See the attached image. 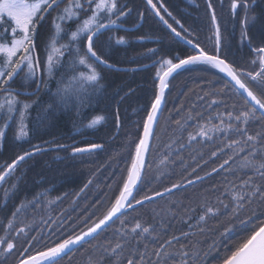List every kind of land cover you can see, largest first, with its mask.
I'll return each instance as SVG.
<instances>
[{
  "label": "snow or ice",
  "instance_id": "1",
  "mask_svg": "<svg viewBox=\"0 0 264 264\" xmlns=\"http://www.w3.org/2000/svg\"><path fill=\"white\" fill-rule=\"evenodd\" d=\"M143 2L144 9L137 11V22L133 27L139 28L146 15H153L176 42L187 46L188 51L162 55L158 48H148L140 57L150 60V64L122 69L111 63L104 52L98 51L97 45L109 51L116 46L129 45L130 41L125 36L117 35L128 31V18L133 14V8L124 0H0V146L10 127L14 142L29 144L10 163L0 166V200L5 207L18 192L20 177L9 182L16 176L22 162L52 150L50 146L67 148V145L56 143L55 139L32 144L31 137L40 136L41 129L58 112L74 109L79 114L91 106L93 98L104 88L102 69L117 72H137L149 67L156 69L154 91L145 109L141 131L128 149L130 163L121 169L125 175L120 177L107 207H103L98 199L92 207L101 205V214L87 212L80 224L71 217L54 219L48 216L47 219L41 217L37 225L34 220H28L27 211L30 206L35 208L40 203L39 197L31 201L26 197L21 199L9 216L0 219V264H7L13 257V264H61L65 258L70 260V254L85 244L93 246L99 253L96 257L89 256L88 264H103L106 258L112 264H207L213 253H216L218 264H264V10L259 14L254 11L258 0H230L229 11L234 19L239 14L238 10L243 12L238 20L240 43H246L253 54L245 66L229 58L230 46L225 43L213 0H205V24L209 33L206 39L213 42L211 48L200 41L197 29L186 27L173 15L164 0ZM220 3L222 6L223 0ZM258 20L261 21L259 34L252 36L250 30ZM45 25H48V31H44ZM106 34L107 38L103 39ZM146 39L150 37L136 38L137 42ZM197 66H202L199 70L204 72L215 70L214 75L222 74L223 86L219 89L213 87L210 91L202 88L204 94L198 96V100L211 97L207 108L222 105L223 111L205 116L203 112L194 111L196 105L193 104L185 117L173 119L171 113L175 111L178 114L180 109L169 110L166 119L176 125L175 131L181 135L166 145L169 151L162 155L157 168L174 164L175 160L169 157L179 156L180 167L187 176L181 175V182L172 183L162 191H154L149 186L140 195L148 171L152 169L148 157L153 142L158 139L156 128L165 110L170 78L180 70ZM60 69L63 71L56 92L52 94L53 101L41 109L30 128V109L39 104V93L46 88V81L38 74L43 70L52 77ZM33 85L35 87L29 92ZM134 91L129 86L127 93L120 96L117 92V95L122 101ZM22 96L37 99L22 100ZM105 119L103 115H95L86 127L95 128ZM114 120L119 129L118 107ZM189 121L194 123L189 124ZM189 127L194 131H188ZM184 132H187L189 146L193 142L213 146L208 159H204L202 152L197 153L202 164L197 162L192 167L180 155V150L185 148V144L180 142ZM173 145H178V149ZM103 147L101 143L74 146L70 155L75 158ZM222 156V161L216 164ZM192 159L195 161L196 157ZM209 161L216 166L200 175L198 169L205 168ZM222 173L227 175L222 176L220 185L213 184L208 189L220 193L214 204L204 199L199 209L186 208V219L173 210L176 204L169 207L171 217L187 226V230L180 231L178 235L170 233L171 226L164 219L158 225L145 224L137 217L131 221L127 219L129 210L135 212L138 206L143 207L156 197L163 198L174 191L186 190L198 181L204 182L213 174L220 176ZM163 175L164 172L159 171L148 184ZM193 176L194 179L188 178ZM91 184L89 179L80 191ZM197 211L200 214L196 217L187 215ZM220 217L226 219L222 221ZM210 220L215 222V228L208 227ZM44 225L48 226L51 235L55 236L57 232L61 235L48 243L50 237L46 238ZM52 225L56 228L53 229ZM109 229H112L111 238H106L104 244L92 245L101 233ZM206 232L215 238L210 242L207 238L205 241H192L193 235L202 236ZM182 240L188 243H182ZM221 246L227 249L223 255L219 254Z\"/></svg>",
  "mask_w": 264,
  "mask_h": 264
},
{
  "label": "trees",
  "instance_id": "2",
  "mask_svg": "<svg viewBox=\"0 0 264 264\" xmlns=\"http://www.w3.org/2000/svg\"><path fill=\"white\" fill-rule=\"evenodd\" d=\"M124 2H127L133 8V14L128 18L126 25L128 31L119 32L117 35L125 36L130 41L129 45L116 46L110 51L100 47L99 44L97 45L98 51L104 52L111 63L122 69L150 64L151 61L141 58L140 54L145 52L146 49L153 47L158 48L162 55L182 54L188 51L187 46L176 42L153 15H146L139 28L133 27L137 22L136 13L144 9V2L143 0H124ZM164 2L173 15L180 19L186 27L197 29V35L201 42L205 43L209 48L212 47L213 42L206 39L209 33L205 24L207 20L205 0H164ZM213 2L221 21L222 33L226 38L225 43L230 46L228 49L229 58L247 66V62L253 58V54L246 43H240L238 20L243 16L242 10H238L239 14L234 19L229 11L230 0H223L222 6L220 0H213ZM262 10H264V0H258L254 11L259 14ZM260 25L261 21L258 20L255 27L251 28L250 35L257 36ZM69 27L73 28L74 26L69 25ZM48 30V25H45L44 31ZM107 35L103 39H106ZM139 36L150 37V39L137 42L136 38ZM41 58L43 59V52H41ZM200 67L202 66H197L190 70H180L170 78L169 89L166 90L165 110L156 128L158 139L153 142V149L148 157V162L152 164V169L148 171L144 181V189H142L140 195H143L149 186L154 191H162L164 187L170 186L172 183L181 182V175L187 176V172L180 167L179 156H170L169 159L175 160V163L159 165V168H157L158 161H154L158 154L162 158V155L169 151L166 145L181 135V133L175 131L176 125L171 120L166 119L169 116V110L180 109L178 114L175 111L171 113L173 119L185 117L193 104L196 105L194 111L203 112L205 116L214 115L216 111H223L222 105L219 108L215 106L212 109L207 108V102L211 97H206L203 101L198 100V96L204 94L202 88L207 91L212 90L213 87L219 89L224 83L221 78L222 74L214 75L215 70L204 72L199 70ZM62 71L63 69H60L52 77H48L43 70L38 74V77H42L46 81V88H42L39 93V104L30 109L28 121L30 128L41 109L53 101L54 97L52 94L56 92ZM155 72L156 69L153 67L137 72H117L102 69L103 80L101 82L104 84V88L93 98L91 106L81 110L79 114L74 109L58 112L51 118V122L41 129L42 134L40 136L33 135L31 137L32 144L55 139L56 143L67 145V148L55 149L54 146H50L52 150L22 162L16 176L9 182H15L16 177H20L18 192L13 199L7 202L6 207L3 200H0V219L9 216L14 206L25 197L28 201L33 200L34 197H39L40 203L35 208L30 206L27 211L28 220H34L37 225L40 223L41 217L45 219L48 216L54 219L71 217L77 224H80L87 212L95 211L97 215H100L103 207H107L108 201L114 195L120 177L125 175L121 169L125 168L127 163H130L128 160V149L131 146V142L136 139L141 131L145 109L149 105L154 91L153 80ZM129 86L135 89L134 93L128 94L121 101L117 92H119L120 96H123L128 92ZM34 87L35 85L29 88L28 91H32ZM20 99L30 100L37 99V97L22 96ZM228 102L231 103V101ZM117 107L121 118V127L119 129L116 128L114 120V112ZM95 115H103L106 119L95 128H87V122ZM193 123V121H189V124ZM11 129V127L8 129V133L11 136L7 135L3 145L0 147V165L10 163L17 154L29 147V144L23 141L14 142L13 130L11 133ZM188 131H194V128L189 127ZM182 135L183 139L180 142L185 144V148L180 150V155L183 156L189 165L194 167L197 162L203 163L199 155H197L199 152L203 153L204 159L209 158V153L213 150V146L195 142L189 146L187 144V132ZM89 143H101L104 147L91 154L78 155L75 158L71 157L72 147H83ZM173 147L178 149V145H173ZM193 156L196 157L195 161L192 159ZM223 158L222 156L217 160L216 164L220 163ZM216 164L209 161L205 168L202 170L198 169V173L204 175L206 171H210ZM159 171H163L164 175L159 180L152 181L149 185L148 181ZM188 171H191V167L188 168ZM223 175H227V173H222L220 176L213 174L211 179H206L204 182L198 181L194 185L188 186L186 190L174 191L173 194H166L163 198L156 197L153 202L146 203L143 207L138 206L135 212L129 210L127 219L131 221L133 217H137L143 223L153 225H158L164 219L166 224L171 226L169 228L170 233L178 235L180 231H186L187 226L179 222V219L171 217L168 213L169 207L176 204L173 210L186 219V208L199 209L204 199L214 204L216 197L220 193L211 192L208 189L213 184L219 186ZM238 175L242 176L243 173H238ZM188 178L194 179V176ZM89 179L92 180V184L81 192V188L87 184ZM98 199L102 201L103 207L97 205L96 208H93L92 205ZM49 201L54 202L49 203ZM199 214V211L187 213L188 216L192 217H196ZM219 219L223 221L226 218L220 217ZM69 223H71V220ZM192 223L195 224V219L192 220ZM115 226H118V224ZM43 227L46 238L50 237L47 241L48 243L56 240L57 236L61 235L60 232H57L53 236L48 231L47 225ZM208 227L215 228V222L210 220ZM52 228L55 229L56 225H52ZM65 228H67V225H65ZM32 234L35 235L36 233L33 232ZM111 236L112 229H109L101 233L92 242V245L97 243L104 244L105 239L111 238ZM164 238L167 237L165 236ZM206 238L210 242V239L215 237L212 236V233L206 232L202 236L193 235L191 239L192 241H205ZM181 242L188 243L186 240ZM206 246L207 243L204 244V247ZM226 250V248L221 246L219 254L223 255ZM70 255L71 259L65 258L61 261V264H88V257H96L99 253L96 252L93 246L85 244ZM215 256L216 253H213L209 257L207 264H218ZM14 259L15 257L8 260L7 264H13ZM103 264H112V262L106 258Z\"/></svg>",
  "mask_w": 264,
  "mask_h": 264
},
{
  "label": "rangeland",
  "instance_id": "3",
  "mask_svg": "<svg viewBox=\"0 0 264 264\" xmlns=\"http://www.w3.org/2000/svg\"><path fill=\"white\" fill-rule=\"evenodd\" d=\"M12 130L13 129H11V133H12ZM7 135H9V137L11 136V134L10 133H8ZM1 147V146H0ZM57 158V157H56ZM160 159H161V156L158 154V155H156V158H155V160L154 161H158V163H159V161H160ZM0 166H3V165H0Z\"/></svg>",
  "mask_w": 264,
  "mask_h": 264
},
{
  "label": "water",
  "instance_id": "4",
  "mask_svg": "<svg viewBox=\"0 0 264 264\" xmlns=\"http://www.w3.org/2000/svg\"><path fill=\"white\" fill-rule=\"evenodd\" d=\"M158 21H159V19L158 18H156ZM160 22V21H159ZM161 23V22H160ZM161 25L165 28V26L161 23ZM166 29V28H165ZM167 30V29H166ZM168 31V30H167ZM180 43H182V42H180ZM183 44V43H182ZM176 74V73H175ZM174 75V74H173Z\"/></svg>",
  "mask_w": 264,
  "mask_h": 264
}]
</instances>
